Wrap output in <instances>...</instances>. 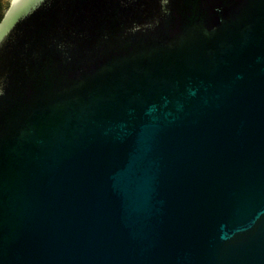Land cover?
I'll return each mask as SVG.
<instances>
[{
	"label": "water",
	"instance_id": "water-1",
	"mask_svg": "<svg viewBox=\"0 0 264 264\" xmlns=\"http://www.w3.org/2000/svg\"><path fill=\"white\" fill-rule=\"evenodd\" d=\"M0 2V264H264V0Z\"/></svg>",
	"mask_w": 264,
	"mask_h": 264
},
{
	"label": "flooded vegetation",
	"instance_id": "flooded-vegetation-1",
	"mask_svg": "<svg viewBox=\"0 0 264 264\" xmlns=\"http://www.w3.org/2000/svg\"><path fill=\"white\" fill-rule=\"evenodd\" d=\"M6 7L7 6H5V9H6ZM5 9H4V6L2 5V3L0 2V18L2 16L3 12L5 11Z\"/></svg>",
	"mask_w": 264,
	"mask_h": 264
}]
</instances>
